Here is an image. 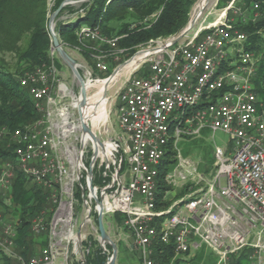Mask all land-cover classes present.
Instances as JSON below:
<instances>
[{"label":"built area","instance_id":"obj_1","mask_svg":"<svg viewBox=\"0 0 264 264\" xmlns=\"http://www.w3.org/2000/svg\"><path fill=\"white\" fill-rule=\"evenodd\" d=\"M237 1L230 0L215 20L205 17L177 42L179 34L142 45L129 58L124 83L104 98V91L95 88L110 75L101 48L107 45L116 55L124 50L118 38L97 26H82L79 38L101 52L93 53L92 67L78 62L87 85L82 113L97 140L81 127L76 76L68 83L53 60L19 78L40 117L11 132L16 164H0V264H109V243L97 225L101 212L103 217L125 216L121 224L133 237L142 264H166L154 258L158 242L174 244L170 264L202 248L215 255L214 264H264V102L254 85L258 58L230 16L247 12ZM48 32L54 57L55 22ZM102 98L107 116L94 125L87 110L93 112ZM112 112L119 130L111 128ZM204 130L229 135L228 146L215 145L212 177L180 148L184 137ZM170 150L176 162L165 181L172 189L161 198L160 165ZM16 170L37 185L46 201L31 222L45 245L29 257L14 242L11 185ZM178 187L182 194H175ZM159 201L169 204L160 208ZM99 254L107 259L99 262Z\"/></svg>","mask_w":264,"mask_h":264},{"label":"trees","instance_id":"obj_2","mask_svg":"<svg viewBox=\"0 0 264 264\" xmlns=\"http://www.w3.org/2000/svg\"><path fill=\"white\" fill-rule=\"evenodd\" d=\"M198 0H92L84 3V11L69 20H58L56 33L66 48H78L87 56L97 53L91 50L79 38V30L83 26L98 27L102 33L113 38L115 28L113 22H119L118 48L124 50L122 55L130 58L138 47L146 45L151 39L169 38L180 34L191 20L192 9ZM230 0H219L217 6L225 7ZM64 0H54L55 11ZM259 7L254 9V4ZM49 0H0V164L11 161L16 164L13 153L11 132L23 128L40 117L35 101L29 94L28 88L21 86L19 78L27 71L51 64L58 59L50 55L51 38L48 32ZM226 4V5H225ZM237 5L252 14L259 11L262 20L253 22L242 18L233 20V24L246 33L248 49L254 51L258 58L255 91L264 102V0H239ZM76 11L73 6L66 5L58 17L66 10ZM79 12V11H77ZM232 12H230V16ZM90 45V44H88ZM109 46H104V48ZM106 52V50H105ZM10 55L12 59L7 56ZM109 63V61H107ZM113 69L109 63V72ZM3 130H7L6 132ZM174 151L167 153L166 160L160 165L158 176V193L161 198L167 190L172 189L165 181L166 173L175 165ZM11 196L13 203V224L17 230L15 237L16 249L24 256L36 254L37 249L45 245L43 235L36 236L31 230V222L35 212L45 205V197L37 185L29 182L27 177L16 170ZM31 186V187H30ZM180 191L178 194H182ZM0 196V202H1ZM169 201H159L158 207H165ZM117 221L122 223L124 215L116 213ZM108 249L112 247L108 245ZM154 258L162 263L170 264L175 256L173 243L158 242L154 246ZM206 249L202 248L189 261L190 264H202ZM107 259L98 255L99 262ZM197 259L196 262H193ZM95 261H93L94 264ZM1 263V262H0ZM177 259L173 264H179ZM5 264H12L11 260ZM240 264H245L242 260Z\"/></svg>","mask_w":264,"mask_h":264},{"label":"rangeland","instance_id":"obj_3","mask_svg":"<svg viewBox=\"0 0 264 264\" xmlns=\"http://www.w3.org/2000/svg\"><path fill=\"white\" fill-rule=\"evenodd\" d=\"M92 0H74L72 3L67 4V5H71L73 6L74 11H69L68 9L61 14L60 17L57 16V18L55 19V31H56V24L58 20H71V19H75L76 16L80 13H82L85 9L84 8V3L86 2H91ZM200 1L202 0H198L197 3L195 4V6L192 9V13H191V19L193 17H196L197 14L199 13L197 9V6L200 4ZM217 1L219 0H211V2L206 5L205 9H203L202 13L199 15L200 17L197 19V22L195 23V25L190 29V31L188 32L189 34H192L193 31H195L199 26L200 23L203 22V19L205 17H207V21L211 22L213 20H215L223 11V7H219L216 5ZM54 0H49V4H48V24H47V28L49 26L50 23V18L52 16V14L54 13L53 7H54ZM228 4V3H226ZM225 4V5H226ZM79 11V12H77ZM263 15L259 12V11H255L252 14H250L249 12H245L243 16H239V15H234L232 13L231 17H234V21H236L238 18H242L245 21H249L250 19L254 20L253 22L256 21H260L262 20ZM120 23L119 22H113L111 24L112 28H115L114 32L112 33L114 36L113 38H118V42L120 38L122 37L121 35H119V28H120ZM185 37V36H184ZM183 37V38H184ZM51 38V37H50ZM85 46L88 49L94 50V46H96L95 43L93 42H84ZM90 44V45H88ZM64 46V44H63ZM91 46V47H88ZM97 47V46H96ZM64 48L70 53L71 57H74L79 63L88 65L90 67H92L93 64V53L84 56V54L81 52L80 49L78 48H66L64 46ZM51 49V48H50ZM102 51H105L106 54V60L109 61L111 68L114 70V68H117L118 66L122 65L125 61H127L129 58L126 55H122V54H117L116 50H110L109 47H105L104 46L101 48ZM140 49V46L138 47V50ZM98 54L101 53L99 50L97 52ZM9 59H12L10 55L7 56ZM54 57L56 59H58V64H56L57 68H58V74L60 77H62L63 79H65L68 83H72V81L75 78V74L72 71V68L68 65V63L63 60L61 57H59L58 53H55ZM81 74L84 75V69L79 67V70ZM130 69L127 68V65L124 66L121 71L119 72V74L116 77V81L111 85V87L107 90V96H113L115 91L124 83V81L126 80L128 73H129ZM95 74L100 75L99 72L95 71ZM79 82V81H78ZM79 84V83H78ZM76 85V89L78 90V88L80 87V85ZM95 88H98L95 87ZM95 88L93 90H95ZM92 91V90H91ZM114 110V109H113ZM106 106H105V111L104 114H102V117L100 118L99 121H101L102 119H104L107 116V112H106ZM111 128L112 130H119V125H118V116L116 112H112L111 113ZM92 121L94 122V120L92 119ZM94 124V123H93ZM228 142H229V135L221 130H217L215 132H211L209 130H204L199 136L196 137H184L180 143V148L182 151V154L192 160V162L198 164V166L200 167V169L202 170H207L206 171V175L208 177H212L213 173L215 171L214 168V148L215 145H219V146H228ZM31 187V186H30ZM181 187H178L175 190V194L180 193ZM1 207V206H0ZM103 221L106 227V230L109 232L113 242L116 243L117 247H118V255H117V260H118V264H142V260L140 258V255L138 253V251L135 250H131V246H130V233L127 230V228H125L122 224H119V222L117 221V216L115 214H105L103 217ZM110 245V244H108ZM111 246V245H110ZM39 251V249H37V252ZM111 254L113 252V249L110 250ZM194 257L193 253H191L190 255H181L179 257L180 259V263L179 264H190V260ZM216 260L215 255L209 250L206 249V253L204 255L202 264H214ZM197 259H194L193 262H196Z\"/></svg>","mask_w":264,"mask_h":264},{"label":"water","instance_id":"obj_4","mask_svg":"<svg viewBox=\"0 0 264 264\" xmlns=\"http://www.w3.org/2000/svg\"><path fill=\"white\" fill-rule=\"evenodd\" d=\"M74 0H64V2L54 11V13L52 14L51 18H50V22L54 23L55 19L57 18V14L60 13V11L63 9L64 6H66L67 4L72 3ZM204 5L202 6V8L200 9L201 11H203V9H205L206 5H208L211 0H203ZM197 17H193L188 26L177 36V38L174 39V42H177L178 40H180L181 38L183 39V37L187 34V32L195 25ZM53 40V47L56 50V53L59 54V57H61L63 60H65L68 65L72 68L73 73L75 74V76L79 79L81 88H80V92L82 95V101L80 104V109H79V113H80V118H81V122H82V126L83 127V131L84 132H89L91 134V136L93 137L94 140H97V136L94 133V131L92 130V128L88 125L87 120L84 116V114L82 113V107H84L87 104V85L85 83V80L82 76V74L80 73V71H78V61L74 58L71 57L70 53L64 48L59 36L57 35V33L53 34L52 37ZM129 59L127 61H125L122 65L118 66L117 68H114V70L112 71V73L108 76L106 82L104 83V97H106L107 94V90L109 88L110 83L117 77V75L119 74V72L121 71V69L127 65ZM99 226V231L102 237V240L106 243H109L113 249L112 252V256H111V260L109 262V264H116V260H117V255H118V247L116 245L115 242H113L110 234L108 233V231L105 228V224L103 221V213L101 212L98 215V224Z\"/></svg>","mask_w":264,"mask_h":264},{"label":"bare ground","instance_id":"obj_5","mask_svg":"<svg viewBox=\"0 0 264 264\" xmlns=\"http://www.w3.org/2000/svg\"><path fill=\"white\" fill-rule=\"evenodd\" d=\"M204 5V2L203 0L200 1V4L197 6V9L198 10V14L197 16H199L200 12H201V8L202 6ZM150 51H144L142 54H147L149 53ZM105 81H101L100 84H98V87H99V92L102 93L104 91V86H105ZM105 106H106V101L102 98L99 105H95L94 106V111L91 112L90 110L88 111L87 110V113H88V116L91 117L93 120H94V125H97L100 118L102 117V114H104V111H105Z\"/></svg>","mask_w":264,"mask_h":264},{"label":"crops","instance_id":"obj_6","mask_svg":"<svg viewBox=\"0 0 264 264\" xmlns=\"http://www.w3.org/2000/svg\"><path fill=\"white\" fill-rule=\"evenodd\" d=\"M130 239H131V242H130V246H131L130 248H131V250L137 251V249L133 246V237L130 236ZM195 254L196 253H193V255H195ZM117 262H118V260H116V264H118Z\"/></svg>","mask_w":264,"mask_h":264}]
</instances>
